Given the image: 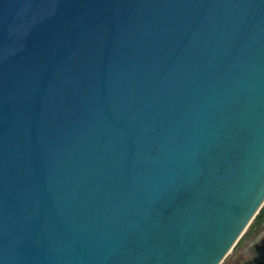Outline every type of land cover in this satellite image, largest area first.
Masks as SVG:
<instances>
[{
  "label": "water",
  "instance_id": "95a60500",
  "mask_svg": "<svg viewBox=\"0 0 264 264\" xmlns=\"http://www.w3.org/2000/svg\"><path fill=\"white\" fill-rule=\"evenodd\" d=\"M263 205L264 0H0V264H221Z\"/></svg>",
  "mask_w": 264,
  "mask_h": 264
},
{
  "label": "rangeland",
  "instance_id": "374dc122",
  "mask_svg": "<svg viewBox=\"0 0 264 264\" xmlns=\"http://www.w3.org/2000/svg\"><path fill=\"white\" fill-rule=\"evenodd\" d=\"M251 223L249 224V226L247 227V229L239 239L238 244L235 245L233 250L227 255V257L223 260L221 264H227L236 254V252L254 235L257 227H252Z\"/></svg>",
  "mask_w": 264,
  "mask_h": 264
},
{
  "label": "trees",
  "instance_id": "16d2710c",
  "mask_svg": "<svg viewBox=\"0 0 264 264\" xmlns=\"http://www.w3.org/2000/svg\"><path fill=\"white\" fill-rule=\"evenodd\" d=\"M263 224H264V205L261 207L259 212L256 214V216L252 220L251 226L257 227V229L255 231V233H256ZM237 244H238V242H237Z\"/></svg>",
  "mask_w": 264,
  "mask_h": 264
},
{
  "label": "flooded vegetation",
  "instance_id": "af4514ba",
  "mask_svg": "<svg viewBox=\"0 0 264 264\" xmlns=\"http://www.w3.org/2000/svg\"><path fill=\"white\" fill-rule=\"evenodd\" d=\"M229 263H230V261L227 264H229Z\"/></svg>",
  "mask_w": 264,
  "mask_h": 264
}]
</instances>
